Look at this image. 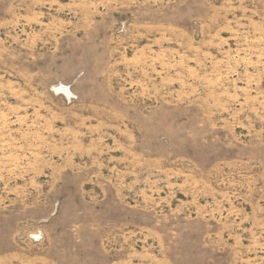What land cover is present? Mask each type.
I'll use <instances>...</instances> for the list:
<instances>
[{"label":"rangeland","instance_id":"374dc122","mask_svg":"<svg viewBox=\"0 0 264 264\" xmlns=\"http://www.w3.org/2000/svg\"><path fill=\"white\" fill-rule=\"evenodd\" d=\"M0 264H264V0H0Z\"/></svg>","mask_w":264,"mask_h":264}]
</instances>
